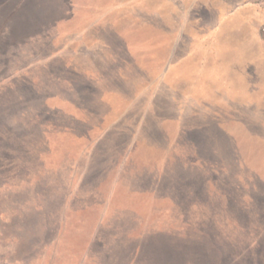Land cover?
<instances>
[{
	"label": "rangeland",
	"instance_id": "374dc122",
	"mask_svg": "<svg viewBox=\"0 0 264 264\" xmlns=\"http://www.w3.org/2000/svg\"><path fill=\"white\" fill-rule=\"evenodd\" d=\"M0 264H264V0H0Z\"/></svg>",
	"mask_w": 264,
	"mask_h": 264
}]
</instances>
